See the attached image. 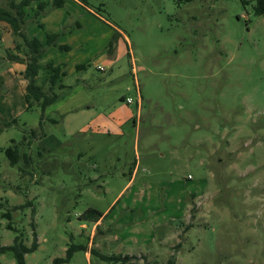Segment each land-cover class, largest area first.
<instances>
[{
  "label": "rangeland",
  "instance_id": "374dc122",
  "mask_svg": "<svg viewBox=\"0 0 264 264\" xmlns=\"http://www.w3.org/2000/svg\"><path fill=\"white\" fill-rule=\"evenodd\" d=\"M13 1L21 0H0V8ZM73 2L39 25L59 29L70 46L44 60L66 58L68 66L43 121L39 107L26 108L25 65L4 58L7 33L12 46L20 39L0 21V246L17 234L30 246L36 236L27 264H55L70 244L92 240L107 254L145 253L130 264H163L179 242L176 264H264V16L255 0ZM116 33L113 53L93 55ZM76 63L87 68L78 72ZM12 139L33 155L31 173L6 156ZM135 160L130 181L124 173ZM179 194L190 203L185 213ZM89 208L113 214L95 227L79 218ZM118 215L124 225L113 227L148 219L154 236L104 243ZM0 264H17L14 254L0 253ZM62 264L122 263L78 250Z\"/></svg>",
  "mask_w": 264,
  "mask_h": 264
},
{
  "label": "trees",
  "instance_id": "16d2710c",
  "mask_svg": "<svg viewBox=\"0 0 264 264\" xmlns=\"http://www.w3.org/2000/svg\"><path fill=\"white\" fill-rule=\"evenodd\" d=\"M34 0H21L19 2L13 1L11 9L0 8V21L6 22L12 31L19 37V41L14 42L13 47L7 48L6 58L13 62L25 64V69L21 71V76L26 80L25 85V102L28 110L39 107L42 111L41 121L45 118L46 109L52 104L56 103L60 99L58 89L66 87L63 83V78L67 75L66 63L55 64L52 61L45 63V69L48 72L47 84L41 85L38 83V77L42 68L41 58L45 54L48 47H57L60 50H70V46L65 43H59L60 33L47 32L45 39H41L37 36H31L27 33V19L25 13V7L28 6ZM254 11L258 15L264 16V0H255ZM64 0H53L54 7L63 6ZM47 6V2L39 0L37 9L35 11V18H39L44 12ZM40 26H43L40 24ZM118 40L117 33L113 35L112 40L107 46V51L113 53L116 49V42ZM88 63H78L75 66V70L80 72L87 68ZM54 123L59 122L58 119L50 118ZM16 123L14 119L12 122H8L5 125H12ZM28 132L27 129H24ZM32 138L38 137L40 134L35 129H31L30 132ZM26 139V136H24ZM32 140L29 141V144ZM21 143H17L12 139L9 146L4 151L12 165H18L20 171L23 174L31 173L28 167H31L34 163V157L30 153L20 148ZM39 156H43L42 152H38ZM137 161H133L131 170L124 175L131 176ZM10 216V212L6 213ZM103 212L95 208H89L82 213L79 218L83 220H91L97 222L102 218ZM13 229L11 223L8 225ZM38 247L37 237H34L33 243L28 246L25 244L22 236L17 234L14 238V242L11 245L0 246V253L12 252L16 258L17 264H27L26 254L36 250ZM78 250H88V246L82 244L72 243L69 245L66 255L64 257H58L55 259V264H62L69 262L74 253ZM91 254L95 253L101 259L106 261H112L122 264L132 263L134 256L122 255V254H107L100 253L98 250L91 248ZM148 264V263H146ZM173 264V263H171Z\"/></svg>",
  "mask_w": 264,
  "mask_h": 264
},
{
  "label": "crops",
  "instance_id": "0c3cea01",
  "mask_svg": "<svg viewBox=\"0 0 264 264\" xmlns=\"http://www.w3.org/2000/svg\"><path fill=\"white\" fill-rule=\"evenodd\" d=\"M37 2H39V0H36ZM73 1H75V2H79V0H64V3H63V6H61V7H54L53 9H50V8H48L49 7V5H47L46 6V8H45V10H44V12L42 13V15L39 17V18H35L34 19V21L32 22V23H30L28 26H27V28H28V31H27V33L29 34V35H31V36H37V37H39V38H41V39H45V37H46V32H56V33H60V38H59V43H61V40H62V38L64 37L63 36V33H61L60 31H59V29L58 30H56V31H53V30H50V31H46L45 29H41L40 28V24H42L43 26H44V20L43 19H45V15H47V13L49 12V11H52V10H62V9H64L67 5H69L70 3H74ZM32 3V2H31ZM33 4V3H32ZM34 6V7H33ZM79 6H80V4H79ZM32 7H33V10L34 11H36V5H32ZM81 8V7H80ZM68 9V8H67ZM35 14V13H34ZM69 14V13H68ZM62 15H64L63 13H62ZM35 16V15H34ZM65 16H66V13H65ZM71 19V20H73L74 18L72 17V15H68V19ZM46 22V21H45ZM37 24V26H34V25H36ZM42 26V27H43ZM39 30V31H38ZM68 33V32H67ZM10 34V32H8L7 33V36ZM66 35H68V34H66ZM7 36L4 38V40L5 41H7L8 42V44H9V46L7 47V48H9V47H13L12 46V44H13V41H12V38L10 37V42L8 41V39H7ZM2 40H3V38H1ZM100 47L98 48V50L93 54V55H96V54H98V53H100L102 50H105V49H107L106 47V43H104V44H101V45H99ZM7 48H6V50H5V55H4V58H6V51H7ZM53 48H57V47H48L47 48V50H46V52H45V54L42 56V58H41V64H43V62H45L46 60H47V58L48 57H50V52L52 51V49ZM105 48V49H104ZM92 55V54H91ZM92 55V56H93ZM7 59V58H6ZM49 59V58H48ZM8 60V59H7ZM45 60V61H44ZM66 58L64 59V61L62 60V62H59V61H54V63L55 64H58V63H67L66 62ZM10 61V60H9ZM49 61H52L53 62V60H49ZM48 61V62H49ZM11 62H13V61H11ZM46 63V62H45ZM76 64H78V63H76ZM76 64H75V66H76ZM25 65V64H24ZM66 66H68V63H67V65ZM67 68V67H66ZM25 69V68H24ZM67 70V69H66ZM21 71H23V70H21ZM21 71L19 72V76L21 77V78H23L22 76H21ZM25 80V79H24ZM26 81V80H25ZM26 85V84H25ZM24 92H25V88H24ZM25 96V95H24ZM24 100H25V97H24ZM25 104H26V102H25ZM27 108V107H26ZM138 163V162H137ZM137 163H136V166H137ZM136 166L134 167V169H133V172H132V174H131V176H130V178H129V180L131 181V180H133V178H134V176H135V173H136ZM184 197H185V195L184 194H179V198H180V200H182L183 201V199H184ZM181 204L183 205V206H181V208H179L178 210H181L182 211V213H185V212H187L188 210H189V208H190V203H187V202H181ZM113 209V208H112ZM177 210V211H178ZM113 212V210H111V211H109L108 212V214L107 213H103L104 215L102 216V218H100V220H98L97 222H94L95 223V227L98 225V226H100V225H102L103 224V221H104V219L108 216V215H111V213ZM113 214V213H112ZM131 220V219H130ZM116 221H118V222H120L121 223V226H123L124 225V222H123V217H120L119 218V215L117 216V218L114 220V222H112L111 224H110V226H112V225H116ZM147 222H148V219L146 220V221H144V222H134L133 223V225H128V226H125V229H123V230H119V228H115V226L113 227H111V228H109L106 232H108V231H113L114 232V234H115V237L112 239V240H110V239H107V240H104V243H109V244H121V241H123V239H124V241H125V243H124V245H131V244H133V243H135V244H141L142 243V241L143 240H141L140 238L143 236L144 237V239L146 238V235H147V238L149 237V236H151V239H152V237L154 236V231L152 230L151 231V233L150 234H146V228H147ZM120 226V227H121ZM95 227H94V230H95ZM121 229V228H120ZM178 229V228H177ZM94 230H93V232H92V236H93V234H94ZM185 237H187L186 235H185ZM93 239H94V237H92ZM134 238H137V240L136 241H133V239ZM145 242H147L148 241V239H146V240H144ZM102 241H98V243H101ZM179 242H176V243H173V244H171V249L172 250H170L169 252H168V254L166 255V257L164 258V262H163V264H171V263H175L176 264V260H177V253H178V249H175L174 247L178 244ZM94 246L96 247V248H94V249H96V250H98L100 253H104V252H101V250H100V248H98L99 246H98V244H96V243H94ZM173 247V248H172ZM91 248H93V241L91 240V242L88 244V252L90 253V249ZM174 250V251H173ZM141 253L143 254V255H141ZM121 254V253H120ZM123 255V254H122ZM126 255H130V256H134V258L132 259V262H135L136 260H142L143 258H145V253L144 252H136V253H131V254H126ZM146 261H147V263H150L148 260H147V258H146Z\"/></svg>",
  "mask_w": 264,
  "mask_h": 264
},
{
  "label": "built area",
  "instance_id": "2783aa9c",
  "mask_svg": "<svg viewBox=\"0 0 264 264\" xmlns=\"http://www.w3.org/2000/svg\"><path fill=\"white\" fill-rule=\"evenodd\" d=\"M127 102H132V98H127Z\"/></svg>",
  "mask_w": 264,
  "mask_h": 264
}]
</instances>
